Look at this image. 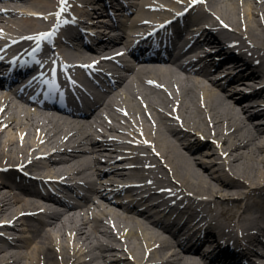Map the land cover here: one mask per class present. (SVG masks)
I'll use <instances>...</instances> for the list:
<instances>
[{
	"label": "bare ground",
	"instance_id": "obj_1",
	"mask_svg": "<svg viewBox=\"0 0 264 264\" xmlns=\"http://www.w3.org/2000/svg\"><path fill=\"white\" fill-rule=\"evenodd\" d=\"M83 1L86 11L89 7L98 8L96 4L92 5L91 0ZM160 1L163 10L167 9L166 6H172L169 15L178 7L172 0ZM183 1L190 4L195 0ZM58 2L10 0V14L14 15L10 17H25L9 20L6 25L12 31L19 32L18 38H21L31 33L28 27H35L31 26L33 23L35 25V19H29L31 11H51ZM155 2L140 0L142 9L139 13H147L143 7ZM199 5L206 14L199 17L201 22L193 31L205 34L209 25L218 26L220 36L225 34L245 50L264 58V0H200ZM93 12L99 15L98 11ZM167 15L156 12L152 17L163 19ZM14 23L18 26L17 30L13 29ZM137 27L140 24L134 28ZM115 35L116 29H109L102 38ZM123 39L122 36L117 43L109 40L111 43L107 48H119L126 42ZM204 41L211 56H219L225 50L217 37H206ZM170 49L171 43L163 48L165 51ZM203 58L196 56L193 63ZM233 58L236 69L244 70L247 67L250 74H235L233 66H225L221 61H217L219 67L215 68L214 75L224 70L228 73L213 82L209 77L213 74L210 70L196 74L177 70L136 72L126 84V97L121 99L129 113H124V103L102 105L103 111L100 113H106L109 119H101L98 113L92 118L73 120L45 111H32L31 107L13 98L5 100L7 109L3 112L1 108L5 103L0 104V126L7 124L10 115V130H17L16 133L21 131L27 139H35L38 129L44 134L40 145L35 141L20 146L17 135V138L10 134L2 136L3 132L0 131V167L7 165L16 169L15 165L23 164L25 160L20 163L23 159L32 156L31 164L41 163L51 172H64L70 177L82 176L85 182L92 184L93 192L99 195H104L107 190V181L103 179L120 187L128 186L136 178L147 195L156 194L164 201L172 197V187L177 189V195L190 193L204 197L206 200L200 201L202 210L212 216L211 229L204 232L211 234L214 241L208 239L203 242L199 239L203 236L195 235L192 247L195 245L196 248L190 249L186 244L184 246L188 247L182 250L183 240L177 241L162 222L150 220L145 213L134 215L131 214L132 209L123 213L109 205L96 204L95 207L86 206V211L82 210L75 217L51 207L46 211L51 221L45 227L17 224L10 231L18 241L16 249L9 240L11 236L0 233V239L5 241L0 244V264H211L207 263L203 250L207 246V251L213 245L214 250L210 254H213L216 264H234L226 255L228 245L224 246L223 243L246 234V238L238 240H246L244 253L249 251L253 256L252 246L260 242V236L253 233L248 237V233L254 229L261 231L264 227V85L252 92L245 93V90L249 85H258L264 79V76L261 77L264 71L260 65L245 67L240 59ZM146 73L149 79L163 81L167 88H151L152 81L143 76ZM118 97L113 96V101H117ZM141 100L147 103V107L141 105ZM96 123H99L98 126ZM93 129L106 136L108 142L123 147L127 140L125 135L134 138L138 145L130 148L136 155H129L128 159L137 166L128 171L112 166V169L101 172L98 165L102 162L100 157L95 156L94 149L91 148L92 156L84 153L85 144L92 147L99 143L94 142ZM42 149L43 156H39ZM55 153L65 154L53 160ZM39 157L52 162L46 164ZM6 190L0 188V224L14 220L5 223L4 227H15L17 215L29 210L35 202H23ZM135 190L131 186V194ZM209 201L214 204L212 209ZM29 233H34V236H26Z\"/></svg>",
	"mask_w": 264,
	"mask_h": 264
},
{
	"label": "rangeland",
	"instance_id": "obj_2",
	"mask_svg": "<svg viewBox=\"0 0 264 264\" xmlns=\"http://www.w3.org/2000/svg\"><path fill=\"white\" fill-rule=\"evenodd\" d=\"M31 26H35V27H33V28H29V27H28L29 30L31 29L30 31H37V30H39L41 27H43V25H42V24H38V22H36L35 25H34V23L31 24ZM147 76H149V75H147ZM106 118H107V117H106ZM15 132H16V130H10L8 134H10V135L16 137V133H15ZM62 137L64 138L65 136L63 135ZM213 173H214V171H213ZM22 250H23V252H26L25 249H22ZM12 251H18V250H12Z\"/></svg>",
	"mask_w": 264,
	"mask_h": 264
},
{
	"label": "snow or ice",
	"instance_id": "obj_3",
	"mask_svg": "<svg viewBox=\"0 0 264 264\" xmlns=\"http://www.w3.org/2000/svg\"><path fill=\"white\" fill-rule=\"evenodd\" d=\"M67 2H68V0H61V3H63V4H67ZM63 11V10H62ZM52 35H54V33H47V34H43V35H41L40 37H38V38H36L37 40H38V42L40 41V40H47V39H49ZM28 39H33L32 37H29ZM40 49L39 48H37V51H39Z\"/></svg>",
	"mask_w": 264,
	"mask_h": 264
}]
</instances>
